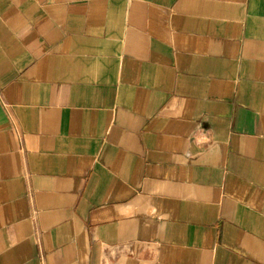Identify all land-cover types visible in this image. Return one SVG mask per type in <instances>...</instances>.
<instances>
[{"label":"crops","instance_id":"0c3cea01","mask_svg":"<svg viewBox=\"0 0 264 264\" xmlns=\"http://www.w3.org/2000/svg\"><path fill=\"white\" fill-rule=\"evenodd\" d=\"M0 264H264V0H0Z\"/></svg>","mask_w":264,"mask_h":264}]
</instances>
